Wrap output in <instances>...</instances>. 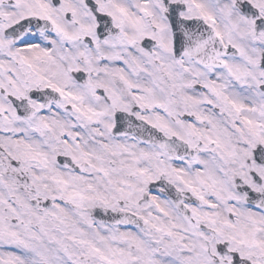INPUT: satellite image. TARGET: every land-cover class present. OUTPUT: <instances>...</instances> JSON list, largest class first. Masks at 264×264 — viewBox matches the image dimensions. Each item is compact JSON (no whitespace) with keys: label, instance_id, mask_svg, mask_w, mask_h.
<instances>
[{"label":"snow or ice","instance_id":"1","mask_svg":"<svg viewBox=\"0 0 264 264\" xmlns=\"http://www.w3.org/2000/svg\"><path fill=\"white\" fill-rule=\"evenodd\" d=\"M0 264H264V0H0Z\"/></svg>","mask_w":264,"mask_h":264}]
</instances>
